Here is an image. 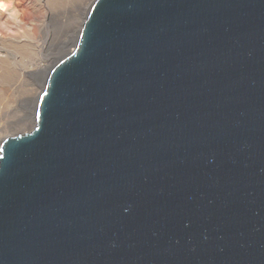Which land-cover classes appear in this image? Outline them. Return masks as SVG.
Here are the masks:
<instances>
[{"label": "water", "instance_id": "obj_1", "mask_svg": "<svg viewBox=\"0 0 264 264\" xmlns=\"http://www.w3.org/2000/svg\"><path fill=\"white\" fill-rule=\"evenodd\" d=\"M0 264H264V0H93L0 143Z\"/></svg>", "mask_w": 264, "mask_h": 264}, {"label": "rangeland", "instance_id": "obj_2", "mask_svg": "<svg viewBox=\"0 0 264 264\" xmlns=\"http://www.w3.org/2000/svg\"><path fill=\"white\" fill-rule=\"evenodd\" d=\"M15 1L18 2L19 4L18 11L21 12L23 16L26 17L27 20L25 19L20 25L14 27L13 24L10 25V27L8 26L9 24H4V25L2 24L3 26L0 28V37L14 38L21 45H24L29 39L33 42V44L36 43L39 44L41 41L39 37L43 36V33L39 32V28L40 25H42V22H45L49 30V35L46 44L47 46L51 44V46L55 48V51L56 50L58 51L47 61L41 60L44 58L45 52L43 51H42L43 54L40 53L39 55L38 54L36 55L34 51L32 53L33 55H31L32 57L29 56L28 57L29 59L24 60L23 64L26 67L34 68L39 65L42 66L41 69L40 68L33 69L32 71H30L29 73L30 79L28 80V82L30 81L31 83L35 82V84L30 83L31 85H27L26 89H24L20 93L22 99V101L20 100V102L24 105V107H26V110L28 111L30 107L34 108L36 101L43 88L42 85L44 84V79L49 69L58 59L63 57L72 49L76 41L77 35L80 31L81 25L86 16V13L90 5L92 4L93 0H15ZM62 15L63 18L67 17L69 21L67 20L66 22V20L63 19V21L61 22L60 19ZM65 31H67V39L63 42L61 41L58 42L57 40L59 39L60 35ZM35 41L36 43H34ZM41 78H43V83L41 82L42 80ZM36 91L38 93L37 96L35 95ZM34 96L36 97L34 98ZM18 112L19 111H17L16 115L13 117L8 116L7 119L0 120V124H2L7 120L6 123H4L5 124L4 127L3 126L1 127L2 129L3 128L4 129L2 130L0 128V143L6 136L22 133L32 128L33 123H31L32 121L31 114H24V113L19 114ZM13 113H15V111H13Z\"/></svg>", "mask_w": 264, "mask_h": 264}, {"label": "bare ground", "instance_id": "obj_3", "mask_svg": "<svg viewBox=\"0 0 264 264\" xmlns=\"http://www.w3.org/2000/svg\"><path fill=\"white\" fill-rule=\"evenodd\" d=\"M18 6L19 4L15 0L0 1V8H1L0 9V28L4 24H9L8 25L9 27L12 24H13V27L20 25L26 19V17L23 16V14L18 11L19 9ZM63 19H65L66 22L68 20L67 17L63 18V15H62L60 21L62 22ZM39 32L43 33V36L39 37L41 40L39 43L40 45L37 44L36 41L34 42L36 44H33V42L30 39L29 40L27 39L28 41L24 45H21L14 38L0 37V120L7 119L8 116L13 117L16 115V112L19 111L18 112L19 114H22V113L31 114V117H32L31 123L34 124V110H35L36 104L34 108L30 107V109H28L27 111L26 107H24V105L20 102V100L22 101L20 93L21 91L26 89L27 85H31L32 83L35 84V82H32V83L31 81L28 82V80L30 79L29 77L30 71H32L33 69H39V68L41 69L42 66L39 65L34 68L26 67L23 64V62L25 59H29L28 57L33 55L32 53L34 51L36 55L37 54L39 55L40 53H42V51L45 52L44 58L41 59L43 61L49 60L54 54H56V52H58L57 50L55 51V48L52 47L51 44H49L48 46L46 44V41L49 35V30L45 22H42V25H40ZM66 39H67V31L63 32L57 41L63 42ZM41 79H42L41 82L43 83V78ZM37 94L38 93L36 91L35 95L37 96ZM36 96H34V98ZM13 111H15V113H13ZM6 121L0 124V128L2 126L4 127L5 125L4 123H6Z\"/></svg>", "mask_w": 264, "mask_h": 264}]
</instances>
